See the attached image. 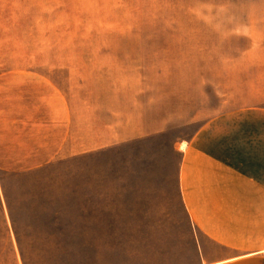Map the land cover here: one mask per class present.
I'll list each match as a JSON object with an SVG mask.
<instances>
[{
  "label": "rangeland",
  "instance_id": "1",
  "mask_svg": "<svg viewBox=\"0 0 264 264\" xmlns=\"http://www.w3.org/2000/svg\"><path fill=\"white\" fill-rule=\"evenodd\" d=\"M4 63L70 86L88 128L120 134L0 175V264H125L190 237L172 185L180 142L264 108V0H6ZM131 127L142 135L121 141Z\"/></svg>",
  "mask_w": 264,
  "mask_h": 264
},
{
  "label": "crops",
  "instance_id": "2",
  "mask_svg": "<svg viewBox=\"0 0 264 264\" xmlns=\"http://www.w3.org/2000/svg\"><path fill=\"white\" fill-rule=\"evenodd\" d=\"M86 114L83 101L72 105L70 86L48 73L0 64V175L32 172L119 142V127L88 128ZM134 131L126 130L121 141L142 135ZM175 151L173 191L190 237L153 256L128 254L125 264H264V108L218 114Z\"/></svg>",
  "mask_w": 264,
  "mask_h": 264
},
{
  "label": "bare ground",
  "instance_id": "3",
  "mask_svg": "<svg viewBox=\"0 0 264 264\" xmlns=\"http://www.w3.org/2000/svg\"><path fill=\"white\" fill-rule=\"evenodd\" d=\"M184 148V143H182L181 145H180V149H183Z\"/></svg>",
  "mask_w": 264,
  "mask_h": 264
}]
</instances>
